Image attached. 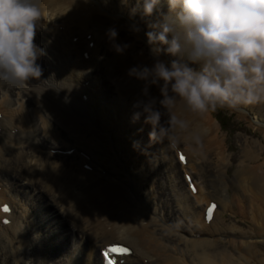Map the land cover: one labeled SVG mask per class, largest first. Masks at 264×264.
Wrapping results in <instances>:
<instances>
[{
	"label": "bare ground",
	"instance_id": "bare-ground-1",
	"mask_svg": "<svg viewBox=\"0 0 264 264\" xmlns=\"http://www.w3.org/2000/svg\"><path fill=\"white\" fill-rule=\"evenodd\" d=\"M135 3L40 0L44 17L34 42L45 50L37 61L42 75L26 83L50 81L0 84V207H12L9 216L0 211V264H103L102 250L119 242L133 249L124 264H251L257 256L254 247L264 241L263 142L244 140L231 179L218 120L211 111L192 113L180 104L177 115L199 138L182 133L174 150L167 141L149 143L143 118L131 119L133 102L144 99L143 81L128 69L150 67L157 57L146 43L145 20L129 15ZM168 11L161 0L149 19ZM112 28L114 41L107 36ZM115 44L124 50L117 52ZM149 94L160 97L157 86ZM238 113L246 117L248 110L238 107ZM213 201L218 206L209 222L205 213ZM228 209L229 218H239L230 225ZM5 217L10 225H3ZM247 219L254 223L244 230Z\"/></svg>",
	"mask_w": 264,
	"mask_h": 264
},
{
	"label": "clouds",
	"instance_id": "clouds-1",
	"mask_svg": "<svg viewBox=\"0 0 264 264\" xmlns=\"http://www.w3.org/2000/svg\"><path fill=\"white\" fill-rule=\"evenodd\" d=\"M128 2L121 0L125 6ZM160 3L136 0L129 8L130 16L139 14L145 20L146 43L157 57L150 67L128 69L129 76L143 81L144 97L133 102L131 119L143 116L151 129L149 143L167 141V148L174 150L182 133L199 138L190 122L177 115L178 105L204 113L225 104L264 100V0H167L168 13L149 19ZM41 17L40 0H0V84L23 86L29 78L40 80L37 61L45 50L34 38ZM116 35L114 28L107 31L112 41ZM114 47L124 50L119 44ZM161 54L173 59L165 63L158 59ZM45 81L50 80L28 86ZM150 86L158 87L159 98L150 96Z\"/></svg>",
	"mask_w": 264,
	"mask_h": 264
},
{
	"label": "rangeland",
	"instance_id": "rangeland-1",
	"mask_svg": "<svg viewBox=\"0 0 264 264\" xmlns=\"http://www.w3.org/2000/svg\"><path fill=\"white\" fill-rule=\"evenodd\" d=\"M123 20H125V19H123ZM238 107L240 108V110H242L243 108H245V110H248V114H246V117H241L239 115ZM210 111L216 119H217V116H219L221 121H225L226 128L225 127L222 128L219 121H218V123H219L220 129H221L220 134L223 135L224 139H225L227 154L229 155V158H231L230 164L227 165L228 166L227 176L230 177L231 179H233L235 177V173H236L238 165L240 163L239 160H240V156L242 153V148L244 146V140L249 139L250 145H252V144L254 145V143H256L257 141H262L263 142L262 146L264 147V130L259 129V127H264V117H262L263 118V119H261L262 121L258 122L259 116L261 114L264 115V100H258V101L252 102V103L241 104V105L236 106V107H229L225 104L224 106H217L215 108V110H210ZM141 117L143 118V116H141ZM140 124L142 125V130H144L142 133L145 134L147 132V134H148L149 131L151 130L150 125L143 123V119L140 120ZM141 125H140V127H141ZM135 135H137V137H138L139 133L136 132ZM142 137H143V135L141 136V138ZM142 143H144V141ZM155 148H156V146H155ZM146 150L148 151L147 148L145 149V151ZM156 156H157V154H156ZM154 165H156L155 166L156 171H159L160 167H161L160 163L156 162ZM210 165L211 164H208V166H210ZM158 178H159L158 176L155 178L154 183H156L158 181ZM161 183L163 185H165V180L163 177L161 179ZM164 188H165V186H164ZM227 188L228 189H226V190L228 192V195H230L232 197L235 189L232 186H229ZM167 193H166V195H167ZM23 194L24 193H22L21 196L19 195V198L22 199ZM165 197H163L161 199L162 203L165 200L164 199ZM47 201H48V203H50L51 201L54 203V201L52 199H49V198H47ZM165 210L168 213V215H170V217H171L172 213L170 211L172 210V206L170 205L169 211L167 209H165ZM230 213H231V211L229 209L224 213L225 223L227 225H230V224H232V221L234 222V220L239 219L238 217L229 218ZM247 220H248L247 222L245 220V222H246L245 224H242L244 230L251 229L250 223L251 224L254 223V221H252V220H249V219H247ZM180 224H182V226L185 227L186 229H189L187 224L184 221L180 222ZM56 233L58 235H62V234H59L60 233L59 229H56ZM41 237L44 238L43 236H41ZM253 240H255V239H253ZM61 242H63V240H61ZM176 243H177L178 247H181L179 242H176ZM223 245H224V242L221 243V246H223ZM254 251L256 252L257 256L255 257V259H253L251 264H256V260H259V262L261 263V260L264 258V241L260 242L256 247H254ZM25 254H26V252H24V254H22V255L25 256ZM260 256H262V258H260Z\"/></svg>",
	"mask_w": 264,
	"mask_h": 264
},
{
	"label": "snow or ice",
	"instance_id": "snow-or-ice-1",
	"mask_svg": "<svg viewBox=\"0 0 264 264\" xmlns=\"http://www.w3.org/2000/svg\"><path fill=\"white\" fill-rule=\"evenodd\" d=\"M180 159H181V161H184L183 155L180 156ZM113 250H116V249H113ZM118 251H120L121 253H126L127 249L126 248H120V249H118ZM108 259H109V264H114V261H112L110 256L108 257Z\"/></svg>",
	"mask_w": 264,
	"mask_h": 264
},
{
	"label": "trees",
	"instance_id": "trees-1",
	"mask_svg": "<svg viewBox=\"0 0 264 264\" xmlns=\"http://www.w3.org/2000/svg\"><path fill=\"white\" fill-rule=\"evenodd\" d=\"M217 119H218V121L220 122V124H221L222 128H223V127H225V128H226L225 121H221V120H220V118H219V116H217Z\"/></svg>",
	"mask_w": 264,
	"mask_h": 264
}]
</instances>
